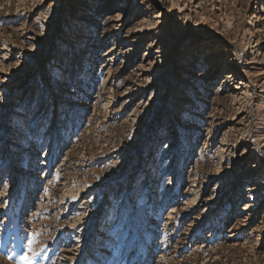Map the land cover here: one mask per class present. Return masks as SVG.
<instances>
[{
	"label": "rangeland",
	"instance_id": "374dc122",
	"mask_svg": "<svg viewBox=\"0 0 264 264\" xmlns=\"http://www.w3.org/2000/svg\"><path fill=\"white\" fill-rule=\"evenodd\" d=\"M0 66V264H264V0H0Z\"/></svg>",
	"mask_w": 264,
	"mask_h": 264
},
{
	"label": "bare ground",
	"instance_id": "6f19581e",
	"mask_svg": "<svg viewBox=\"0 0 264 264\" xmlns=\"http://www.w3.org/2000/svg\"><path fill=\"white\" fill-rule=\"evenodd\" d=\"M263 11V10H262ZM121 18H122V15L121 14H118L117 15V19L116 20H112L111 22H117V23H119L120 22V20H121ZM114 28V27H113ZM107 105V104H106ZM43 159H44V161L45 160H47L46 159V154H44V156H43ZM43 161V162H44ZM42 166V165H41ZM8 188V187H7ZM12 190H13V188H12ZM11 190V191H12ZM5 193V192H4ZM8 194V193H7ZM10 195H11V193L9 194V196L7 195V197L5 198L4 197V201L2 202V201H0V212L1 211H5L6 209H7V206H8V204H9V202L7 201V199L10 197ZM244 205H247V204H244ZM249 206V205H248ZM248 206H245V208H244V210H247V208H249Z\"/></svg>",
	"mask_w": 264,
	"mask_h": 264
},
{
	"label": "snow or ice",
	"instance_id": "6c2138e0",
	"mask_svg": "<svg viewBox=\"0 0 264 264\" xmlns=\"http://www.w3.org/2000/svg\"><path fill=\"white\" fill-rule=\"evenodd\" d=\"M49 7H51V5H49ZM18 63H19V61H18ZM6 71H7V69H5L4 67L0 66V72H6ZM165 147H167V146H165ZM25 258H27V257H25Z\"/></svg>",
	"mask_w": 264,
	"mask_h": 264
}]
</instances>
